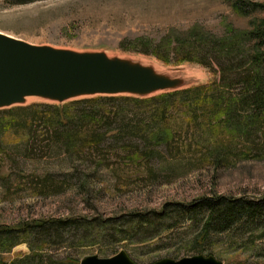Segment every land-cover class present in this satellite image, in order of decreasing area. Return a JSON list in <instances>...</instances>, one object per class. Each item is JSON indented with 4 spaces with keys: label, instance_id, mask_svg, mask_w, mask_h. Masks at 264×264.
<instances>
[{
    "label": "rangeland",
    "instance_id": "rangeland-1",
    "mask_svg": "<svg viewBox=\"0 0 264 264\" xmlns=\"http://www.w3.org/2000/svg\"><path fill=\"white\" fill-rule=\"evenodd\" d=\"M236 1L0 0V31L16 37L141 57L158 68L183 66L199 83L215 78L201 92L172 96L158 120L133 138L113 134L120 106L135 119L158 110L164 99L146 109L121 102L110 115L96 106L94 130L103 138L97 149L78 147L72 158L64 151L41 152L44 129L36 128L40 142L13 127L4 130L0 226L15 228L21 242L6 251L10 243L0 235V262L79 264L87 255L125 250L139 264L195 254L223 264H264V212L203 232L208 211L192 210L202 197L242 198L264 207V106L251 93L235 101L242 91L236 73L255 45L248 33L264 19V9L236 10ZM227 38L234 41L231 49ZM218 95L223 107L230 102L228 114L211 108ZM164 128L171 137L158 143L152 136ZM145 147L154 151L150 159L136 150Z\"/></svg>",
    "mask_w": 264,
    "mask_h": 264
},
{
    "label": "trees",
    "instance_id": "trees-1",
    "mask_svg": "<svg viewBox=\"0 0 264 264\" xmlns=\"http://www.w3.org/2000/svg\"><path fill=\"white\" fill-rule=\"evenodd\" d=\"M10 1L12 4L22 5L39 0ZM232 7H234V9L236 10L241 11H244V9L246 8L260 10L264 9V4L249 0H238L232 3ZM253 27L254 28H252L250 33H248V36H250L252 40H254L255 45L252 47V52L248 53V55L246 54L245 56L246 67L240 69L242 71L236 73L237 75L241 73L240 77H238L236 81L240 85V90L242 91H240L239 96L235 98V101H242L244 98L250 97L247 96L249 95L247 93H251L253 94L251 95V97L256 98L257 105L260 107V105L264 106V51L261 48V45H264V19L256 23V25ZM229 39L227 38L226 40V47L231 49L234 46V41H229ZM181 61H183V59H181ZM195 62L209 68V66L202 61ZM224 68L226 69V67ZM228 69H231V72L234 70L233 66ZM214 81L215 78H213L212 81L206 82L204 84H198L186 89L161 93L150 97L98 95L72 100L63 104L36 101L28 105L14 106L8 109H0V139L3 138L2 134L4 130H10L13 127L15 131L21 133L25 132L33 136L30 137V139H33L36 142H40V139L37 140V137L39 136L36 134V128L44 129V136L42 138L43 141H46V143L44 142L41 152H47V154H51L50 151H54V153L64 151V154L66 156H70L72 158L73 152L75 151V149L78 150V147L79 151L82 152L89 151L95 148L97 149V146L103 138L104 134L102 132L98 134L94 130V124L97 122L99 116V109L96 108V106H103L104 109L108 110L107 112L110 115L113 109L112 106H115V108H117L116 105L121 102L125 104L141 106L146 109L147 107L145 105L150 103H158L159 101H162L164 99L165 103L163 105L158 104V106H156L159 111L156 109L155 111L151 112L145 110L146 113L144 112L140 117H138V115L136 114L133 115L135 119L127 117L126 105L120 106L122 108L119 107L120 113L123 109L124 112L120 117V126L117 130L114 131L113 134H118L117 136H119L120 134H125L130 135V137L133 138L135 135H137L136 133L139 130L145 132L146 128H149L151 124L158 120V118L161 116V111L167 110V108L165 107L166 103L170 101L172 96L183 93L201 92L205 90L207 86H210V84H212ZM224 99L225 98L222 95H218L216 98H213L212 103L210 104L212 105L211 108L213 110H225L226 114H228L230 109V102L226 101V107H223ZM205 100V98H202L201 101ZM97 103L100 105H96ZM197 103L199 102L197 101L196 104ZM206 104L207 102L201 105H197V107H202ZM106 118L109 119L108 117ZM46 132H48L47 137ZM87 133H89L88 136L80 138V136H83ZM113 134L107 132L106 135ZM152 137L158 143H162L169 139L168 137H171V135L170 133H168L167 128H164L163 130L156 131ZM136 150L144 153V156L147 159H150L154 155V151L149 147H145L144 149L138 148ZM25 154L30 157V149L28 146L25 150ZM193 207L194 208L192 210L196 211V213H198L200 209L208 211V215L203 226V232L208 231L212 225L216 230L227 228L231 223H233L234 219L240 218L245 214L247 215L252 213L251 215L253 216L255 214H261L262 212H264V207L260 205V203L246 201L242 198L233 199L227 197H202ZM51 223L61 224V222L57 221H51ZM42 224L43 223H37L36 225L40 226ZM28 227L30 226L27 224L24 227L21 226V229ZM15 230L16 229L13 227L0 226V235L4 236L1 238L4 239L2 240L4 242V245H7L5 243H10L6 248H3L6 251H8L7 249L14 247L21 242L19 239H16L18 231ZM4 263L0 262V264ZM11 264L15 263L13 262Z\"/></svg>",
    "mask_w": 264,
    "mask_h": 264
},
{
    "label": "water",
    "instance_id": "water-1",
    "mask_svg": "<svg viewBox=\"0 0 264 264\" xmlns=\"http://www.w3.org/2000/svg\"><path fill=\"white\" fill-rule=\"evenodd\" d=\"M204 83L195 82L183 66L158 68L141 57L37 44L0 31V109L36 101L63 104L98 95L150 97ZM79 264L139 263L119 250L109 257L87 255ZM149 264L223 263L213 255L195 254Z\"/></svg>",
    "mask_w": 264,
    "mask_h": 264
},
{
    "label": "bare ground",
    "instance_id": "bare-ground-1",
    "mask_svg": "<svg viewBox=\"0 0 264 264\" xmlns=\"http://www.w3.org/2000/svg\"><path fill=\"white\" fill-rule=\"evenodd\" d=\"M29 100H31V99H29Z\"/></svg>",
    "mask_w": 264,
    "mask_h": 264
}]
</instances>
